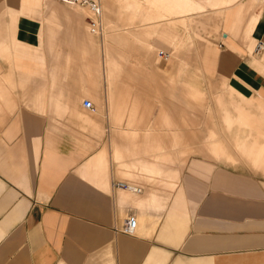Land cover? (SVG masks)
Instances as JSON below:
<instances>
[{
    "label": "crops",
    "instance_id": "obj_1",
    "mask_svg": "<svg viewBox=\"0 0 264 264\" xmlns=\"http://www.w3.org/2000/svg\"><path fill=\"white\" fill-rule=\"evenodd\" d=\"M217 3L203 66L223 84L220 117L189 155L166 157L161 118L135 122L161 107L117 106V81L105 120L83 107L116 64L79 57L80 16L0 0V264H264V0ZM85 66L87 79L54 72ZM129 213L134 236L119 232Z\"/></svg>",
    "mask_w": 264,
    "mask_h": 264
},
{
    "label": "rangeland",
    "instance_id": "obj_2",
    "mask_svg": "<svg viewBox=\"0 0 264 264\" xmlns=\"http://www.w3.org/2000/svg\"><path fill=\"white\" fill-rule=\"evenodd\" d=\"M99 1L103 11L101 35L89 33L85 19L89 14L85 9L65 5L81 18L79 25L75 23L74 27L85 30V51H81L79 57H103L116 64L105 67L107 93L98 87L100 93L97 99L86 98L94 104L96 114L105 120V107L110 110V95L116 93L115 90L110 92L108 86L112 81L115 88L117 81V106L133 104V108H145L148 112L161 107V116L136 114L135 122L152 123L156 122L154 119L161 118V144H164L161 147L166 150L165 156L189 155L190 137L196 140L213 132L205 129L221 113L219 94L224 91L223 84L205 78L211 72L203 66L205 45L215 31V23L207 20V14L221 7L217 3L220 0ZM160 51L169 57H160ZM70 54L73 57L72 50ZM64 68L62 72L63 68L54 67V72L69 74L71 81L78 79L76 70H80V76L85 77L82 69L87 79L90 69L86 66ZM213 104H217L215 112L219 116L214 115ZM110 118L108 114L109 123ZM119 118L121 125L118 128H124L123 123L126 124L130 116L119 115ZM191 125L192 128L198 126V129L191 131ZM163 165L162 173L165 170Z\"/></svg>",
    "mask_w": 264,
    "mask_h": 264
},
{
    "label": "built area",
    "instance_id": "obj_3",
    "mask_svg": "<svg viewBox=\"0 0 264 264\" xmlns=\"http://www.w3.org/2000/svg\"><path fill=\"white\" fill-rule=\"evenodd\" d=\"M69 7H79L85 9L89 17L87 18L88 22V31L93 35L102 34V25L101 18L103 15L102 7L99 0H56ZM263 49V45L258 43L255 51L259 52ZM159 56L167 59L169 56L164 52H159ZM83 107L91 112H94L95 108L93 103L90 100H85L83 102ZM111 189L114 191H123L128 192L134 195L140 194L141 189L132 184L124 182H113L111 184ZM137 230V220L133 213H129L124 221V224L120 228L119 232L127 235L134 236Z\"/></svg>",
    "mask_w": 264,
    "mask_h": 264
}]
</instances>
